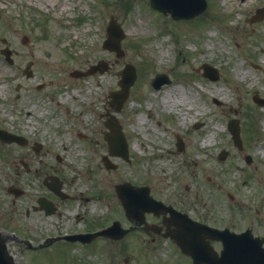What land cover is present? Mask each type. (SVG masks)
Returning a JSON list of instances; mask_svg holds the SVG:
<instances>
[{
  "label": "rangeland",
  "instance_id": "1",
  "mask_svg": "<svg viewBox=\"0 0 264 264\" xmlns=\"http://www.w3.org/2000/svg\"><path fill=\"white\" fill-rule=\"evenodd\" d=\"M208 1L210 6L197 17L175 20L154 10L149 0H0V39L7 38L15 50L12 62L0 52L4 85L0 126L29 139L27 145L0 141V206L12 218L10 228L26 241L32 239V246L53 236L87 231L94 224L104 229L112 219L126 225L129 220L114 187L124 181L148 182L163 199L188 200L190 206L196 201L204 216L229 226H249L263 235L264 106L254 96L264 97V15L260 21L248 18L264 7V0ZM112 16L126 32L121 57L102 46ZM24 35L30 37L26 44ZM3 46L0 41V49ZM86 52L91 60L83 64L78 57ZM38 57L56 59L57 66L43 67ZM30 60L32 74L27 76ZM100 60L106 61V70L93 74L100 75L102 83L90 78L93 74H73ZM203 62L218 68L217 80L203 76ZM127 63L135 65L137 79L123 109L116 112L108 100L110 91L118 89L120 76L110 71ZM236 68L251 74L243 78ZM158 71L170 73L172 81L154 89L150 79ZM40 84L44 85L35 89ZM59 87L79 88L83 94L80 125L76 112L60 115L50 108L53 91ZM220 87L225 88L224 99L214 95ZM177 88L186 92L179 94L176 107L186 116L183 124L166 114L162 102L164 97L179 96ZM107 109L123 124L130 150L129 161L111 156L117 166L110 170L102 160L108 154ZM151 113L153 119L137 126L139 114ZM232 117L240 120L243 149L234 144L228 130ZM158 121L168 125L163 138L154 129ZM173 128L182 136L183 149L176 147ZM210 134L211 144L202 146ZM34 141L42 144L39 151L33 150ZM223 149L228 154L220 159ZM247 155L252 156L251 163ZM50 173L61 176L67 197L56 196L44 184ZM102 175L106 180L99 182ZM12 185L23 193L8 192ZM44 195L49 200L55 196L51 214L38 205ZM142 239L135 232L119 240L95 239L88 245L64 239L37 250H27V242L23 246L11 240L9 245L23 264H173L172 251L162 245L153 249L146 242L143 247Z\"/></svg>",
  "mask_w": 264,
  "mask_h": 264
},
{
  "label": "water",
  "instance_id": "2",
  "mask_svg": "<svg viewBox=\"0 0 264 264\" xmlns=\"http://www.w3.org/2000/svg\"><path fill=\"white\" fill-rule=\"evenodd\" d=\"M191 0H151L152 5L163 10V11H170L174 17H188L195 15L201 11L204 10L206 7V1L201 0V5H198L197 8L194 9H185L183 10L182 6H184L185 3L189 2ZM111 29L113 32H110V38L108 39L107 46L111 48H115L120 52V46H119V39L123 36L121 29H119L116 25H112ZM135 79V75L130 73L129 70H126L124 74V79L122 81L123 85V91L122 93H119V96H117L118 99V106H121L123 100L128 95V88L133 83ZM110 127L112 129H117L116 134L109 138L111 151L114 153H121L124 156H127V143L125 140V137L119 132L120 126H116L114 123L110 124ZM232 131L234 133V137L237 143L240 142V136H239V128L233 127ZM2 134V132H0ZM5 138L8 139H14V136L11 134L7 136L5 134ZM121 188V185L118 186V189ZM133 189H129L130 191L126 192L127 194L122 195L123 204L127 210V214L130 216H137V208H141V213L145 211V203H150L151 200L148 197V191L146 189H137L132 187ZM151 205V204H148ZM152 206V205H151ZM153 207V206H152ZM139 212V211H138ZM139 212V216L141 215ZM111 236L119 237L121 234H109ZM251 248H255L254 245L250 246ZM12 257L7 253L6 247L0 243V264H14L12 261Z\"/></svg>",
  "mask_w": 264,
  "mask_h": 264
},
{
  "label": "bare ground",
  "instance_id": "3",
  "mask_svg": "<svg viewBox=\"0 0 264 264\" xmlns=\"http://www.w3.org/2000/svg\"><path fill=\"white\" fill-rule=\"evenodd\" d=\"M227 0H224V2H226ZM215 34L213 31L211 32V35ZM94 48H89V50H93ZM81 57L78 58H82L83 59V64H87L89 63V61L91 60V58L88 56V52H86V54L84 53L83 55H80ZM37 61L39 62V64L43 67H51V66H57L56 63V59H49V58H43V57H38ZM160 63V62H159ZM111 72H116L114 70L110 71ZM236 72L238 75H241V77L245 78L247 76H249L251 74L250 70H245L242 68H236ZM95 80L97 79L98 82L102 83V77L98 74H94L92 76ZM90 77V78H92ZM4 85L0 84V91H3ZM90 88V87H88ZM87 88V91L89 90ZM184 88V87H183ZM183 88H177V92L178 95L183 94L186 95V92L184 91ZM219 93H214V95H221L222 99H224V97H226V93H224L225 88L220 87L219 89ZM257 90H261V88H257ZM75 101H73L72 103H70V97H63L61 96L59 99L56 97V94L53 93L52 94V98L51 101L49 102L50 104V108L53 110V112L58 113L60 115H63V113L67 112L68 110L72 111L73 113L76 112V118L78 119L79 123L81 124L83 118H82V114L84 113V110L81 109L79 107L80 104H82L83 102V94L80 93V89H76L75 90ZM177 96V97H173V98H169V97H164L163 98V104L169 109V110H174L177 113H179V115H181L180 119H181V123H184L186 116L185 114H183L182 112H180L179 110H176V107L179 106L180 101H181V97ZM30 113V112H29ZM153 114H150V117L152 118ZM30 121V120H29ZM147 118L144 114H139L138 118H137V124L138 125H143L144 123H146ZM155 126V125H154ZM162 128V127H161ZM155 129L157 130V126H155ZM165 134V131L163 129H161V135L163 136ZM213 139V134L208 135L204 140H203V145H209L211 143ZM142 146H145V143L142 142L141 143ZM139 145L136 144V147H138ZM204 148V147H202ZM259 151H263V147L259 148ZM195 159H199L198 156L195 157ZM99 182H104L106 180L105 175H102L99 177ZM78 183H81V181H79ZM86 183V181H85Z\"/></svg>",
  "mask_w": 264,
  "mask_h": 264
},
{
  "label": "flooded vegetation",
  "instance_id": "4",
  "mask_svg": "<svg viewBox=\"0 0 264 264\" xmlns=\"http://www.w3.org/2000/svg\"><path fill=\"white\" fill-rule=\"evenodd\" d=\"M176 206L180 208L178 205ZM3 217L4 216H1L0 219H4ZM147 218L149 223L146 225H142L140 227L143 231L150 234L153 241L161 237L162 233L166 231H171L172 229L174 230L176 228L175 220L171 216L165 214L156 215L154 213H148ZM149 224H154V226H151ZM5 227L6 225H4V222L0 220V230H3ZM206 240L213 245L217 253L219 254L221 253L222 250L221 241L214 240L211 238H207Z\"/></svg>",
  "mask_w": 264,
  "mask_h": 264
}]
</instances>
